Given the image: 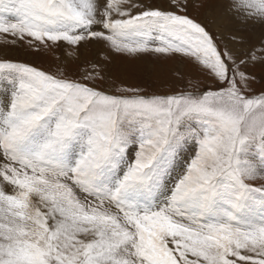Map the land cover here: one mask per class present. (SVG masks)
Returning a JSON list of instances; mask_svg holds the SVG:
<instances>
[{"label": "rangeland", "instance_id": "374dc122", "mask_svg": "<svg viewBox=\"0 0 264 264\" xmlns=\"http://www.w3.org/2000/svg\"><path fill=\"white\" fill-rule=\"evenodd\" d=\"M98 1L82 15L69 0H0V102L24 116L21 131L0 127V264H264V215L243 211L264 197L250 171L264 166V36L237 21L247 37L230 48L208 14L219 0ZM163 17L212 53L143 26ZM9 135L47 152L55 140L69 160ZM165 152L184 160L158 199L111 190L151 182ZM104 167L113 188L97 185Z\"/></svg>", "mask_w": 264, "mask_h": 264}, {"label": "bare ground", "instance_id": "6f19581e", "mask_svg": "<svg viewBox=\"0 0 264 264\" xmlns=\"http://www.w3.org/2000/svg\"><path fill=\"white\" fill-rule=\"evenodd\" d=\"M69 3L74 8H78L79 10L78 12H80L82 15L85 14V12H88L90 10H92L93 13H95L100 8V3L98 0H69ZM111 8L121 11L124 8V3L121 0L119 1L114 0L112 2ZM208 14H209V17L213 19L212 24L215 26V28H217V31L221 35L222 39L225 38L228 46H230V48H232L233 50L237 49L238 47H241L238 41H239V36L243 35L237 30V27H238L236 24L237 21L241 22V24L243 23L244 25H241V27L243 29L245 28L246 30H248L250 34H254L257 36H264V2H262L261 0H219L218 4L215 7H213L208 12ZM168 18L169 17H163L157 22L149 21V22H146V24H143V26L146 27L145 29H147L148 32L158 33V34L160 33L166 36L165 38L168 37V39H176L180 42L182 41L190 45H199L198 48L203 50V53H210V54L212 53L213 47L210 46L211 42L207 39V37L203 36L200 31L193 29L192 27L187 25L185 22L175 23L174 21H171ZM243 36L247 37L246 34ZM6 102L7 101H4L3 103L0 102L1 103L0 107H2L0 108V127L5 128V131L7 130L9 133L10 131L12 132L21 131V129L24 128L23 124L21 123L24 117L22 115L23 113H21V109L18 108L17 110V107L15 108L10 107L9 104L8 105L5 104L6 105L5 107L7 109H4L3 104ZM29 124L30 123H28V125ZM28 127H30L36 134L40 135L42 137V140L45 141L47 145H50V138L48 134L42 130V128L38 130L39 127H36L34 125L33 126L29 125ZM8 140L12 142L11 145L13 146V148L19 152L20 151L22 152L23 150L22 147H27V149L26 148L24 149L23 153L35 154L41 158H43L44 154L48 153L46 157L51 156L49 158L56 160V162H59V163H66L69 160L68 156H70V154L66 153L67 154L66 155L64 153L62 154V153L57 152V150H54L55 149L54 144H57V141L55 140L51 141V144H52L51 149L53 150L50 149L51 151L49 150V152L39 147H38L39 148L38 150L37 148L31 146L28 143L29 141L26 142V144H24L21 141H19L17 137L13 135L11 136L9 135ZM262 143L264 144V136L262 138ZM14 144H16L17 146H15ZM168 152H165L162 156L159 157L158 163L154 166V167H159L158 169H156V172H155L157 174L153 173L151 175L152 176L151 182H149L148 184L144 186H137V187L130 186L129 187L127 184L124 187L123 186L119 187V185L116 186L114 184L116 181V180L114 181V177H108V175L109 174L112 175V173L105 167L103 171L97 174L98 177H100V179L98 183L97 182L95 183H97L98 186L106 187V188L107 187L113 188V186L115 185V187L111 190L117 193L119 197L122 198V200H135V201L145 200L143 199L144 197L143 194H146V191H149L150 193H152L151 194L152 196L149 197V200H156L160 196H162L163 192L167 190L168 188V185L165 182H163V179L165 178L164 175L168 176V173L172 171L173 169H175V167L182 165L181 160H184L182 156L180 159L173 158L168 155ZM76 162H78V167H92L90 166V164L85 163V160L82 162L80 158L78 161H76V158H74V164H73L74 166ZM250 171L261 174L264 171V166L263 167L253 166L251 167ZM90 173H87L89 180L95 181L93 176L90 175ZM136 188L138 189L136 190ZM143 190H146L145 193L143 192ZM215 200L216 199L213 198V200L210 201V204H209L210 207L208 211H211V210L215 211L216 206H218L219 204ZM243 203L245 204V202ZM40 206L42 207V205ZM243 211L244 213H246L247 211L248 214H251L253 216L264 215V197L263 196L259 197L257 201H250L248 206H246V209H243ZM40 212H42V210Z\"/></svg>", "mask_w": 264, "mask_h": 264}]
</instances>
